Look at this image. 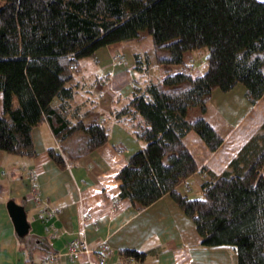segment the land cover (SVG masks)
Returning <instances> with one entry per match:
<instances>
[{
	"label": "trees",
	"instance_id": "1",
	"mask_svg": "<svg viewBox=\"0 0 264 264\" xmlns=\"http://www.w3.org/2000/svg\"><path fill=\"white\" fill-rule=\"evenodd\" d=\"M145 35L163 77L133 84L127 99L126 109L139 117L131 132L143 146L116 175L119 197L139 210L168 193L193 220L202 245L231 246L236 264H264V122L230 169L208 171L200 197L176 188L207 170L185 136L195 133L209 152L223 140L203 115L188 120V110L199 107L205 113L214 89L226 92L241 85L250 104L264 95L263 1L0 0V150L34 157L32 129L44 119L58 142L81 130L85 152L103 144L107 127L92 108L76 111L74 122L68 119L74 74L80 60L94 57L98 48ZM203 48L204 69L191 75L184 70V55ZM133 57L136 68L149 65L145 51ZM48 153L63 163L52 147ZM145 254L120 250L134 261Z\"/></svg>",
	"mask_w": 264,
	"mask_h": 264
},
{
	"label": "crops",
	"instance_id": "2",
	"mask_svg": "<svg viewBox=\"0 0 264 264\" xmlns=\"http://www.w3.org/2000/svg\"><path fill=\"white\" fill-rule=\"evenodd\" d=\"M128 41L100 47L94 57L80 60L81 72L89 69L93 80L85 96L77 92L76 84L68 119L74 122L78 111L84 113L92 108L107 127L108 138L103 144L85 152V134L81 130L58 142L44 119L32 129L34 157L0 150V264H41L49 254L55 255L49 264L96 262L94 251L81 253L77 258L67 254L68 241L73 238L84 239L93 250L104 245L105 264H125L120 250L126 248L146 253L143 260L127 264L237 263L231 246L202 245L193 220L168 193L139 210L127 198L119 197L120 180L116 175L129 156L143 146L131 132L139 117L124 106L135 83L120 79L118 72L122 68L112 58ZM76 79L74 75V82ZM58 103L54 99L53 104ZM213 110L221 116L218 122L226 125L225 131L207 117ZM205 113L203 116L222 134L223 140L209 152L195 133L185 136L200 165L207 168L177 185L178 191L190 198L202 195L201 182L208 178V171L220 174L230 169L232 159L261 129L264 95L250 104L241 85L226 92L214 89ZM190 140L197 144L192 147ZM50 147L61 154L62 164L51 158ZM9 200L22 204L26 210L30 226L23 236L17 235L8 214Z\"/></svg>",
	"mask_w": 264,
	"mask_h": 264
},
{
	"label": "rangeland",
	"instance_id": "3",
	"mask_svg": "<svg viewBox=\"0 0 264 264\" xmlns=\"http://www.w3.org/2000/svg\"><path fill=\"white\" fill-rule=\"evenodd\" d=\"M145 33L146 32H142V34H145ZM147 38L148 37L145 35L143 37V39L129 40L128 42H124L125 43L124 49L122 51L116 52L113 55V57H112L113 63L117 64L118 66H120L122 68V72H120V73L118 72V74L121 76L120 79H122V81L126 80V82L131 81L137 85H144L150 79H155L158 76L160 77V71L162 72L161 77H163V68L159 63H157V59L155 58V54H154L152 44L150 43V40ZM144 51L146 52V54L149 58V65L145 66V64L143 63V64H141V66H142L141 68H136V64L134 62L133 55L135 53H139V54L143 55ZM206 52H207L206 49L203 48L199 51L187 53L185 56V59H186V63H188V68L184 69V70L187 72H190L191 75H196V74H199L200 72H202L204 69V67H203L204 66V56H205ZM90 60L91 59L88 58V62ZM85 71L81 72V62H80V70L77 72V74H74L75 78L78 79V80L77 79L75 80L77 82V84L79 85L77 92L82 93V96H85L84 92L90 86V84L92 83V80H93L92 74L88 73L89 69H87V72H85ZM78 74H80V75L76 77V75H78ZM133 77H134V79H133ZM124 88H126V87H124ZM126 91L127 90H124L123 94H126ZM125 101H127L126 98H125ZM126 105H127V103H124V106H126ZM0 106H1V101H0ZM122 111H125V107L122 108ZM217 112L218 111L214 112V110H213L210 112V116H209L208 115L209 113H207V114L203 113L199 107H193L192 109L188 110L187 118H188V120H194L195 118L206 114L207 117L210 118V121H213L212 123H214L217 127H219L220 130H221V128H224L222 130V132H223L227 129V127L224 124H219L218 120L221 119L220 118L221 116L217 115ZM210 121H209V123L211 124ZM258 130H259L258 133L262 132V130L260 131V128H258ZM189 142H190V145L192 147L194 146V144H197V141H195V140H190Z\"/></svg>",
	"mask_w": 264,
	"mask_h": 264
},
{
	"label": "built area",
	"instance_id": "4",
	"mask_svg": "<svg viewBox=\"0 0 264 264\" xmlns=\"http://www.w3.org/2000/svg\"><path fill=\"white\" fill-rule=\"evenodd\" d=\"M104 247H105L104 245H100L98 246L96 250H93V249L88 248L87 243L84 239L81 240V239L73 238L68 241L67 254L72 258H77L79 257L81 253H89V252L94 251L97 259H96V262H93L91 264H105V255L103 251ZM54 258H55V255L49 254L46 258L42 260L41 264H48ZM133 261H134V257L132 256H128L124 258L125 264L131 263Z\"/></svg>",
	"mask_w": 264,
	"mask_h": 264
},
{
	"label": "water",
	"instance_id": "5",
	"mask_svg": "<svg viewBox=\"0 0 264 264\" xmlns=\"http://www.w3.org/2000/svg\"><path fill=\"white\" fill-rule=\"evenodd\" d=\"M6 208L17 235H25L29 231L30 224L27 221L24 206L22 204H17L14 200H9L6 203Z\"/></svg>",
	"mask_w": 264,
	"mask_h": 264
}]
</instances>
